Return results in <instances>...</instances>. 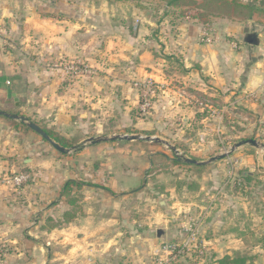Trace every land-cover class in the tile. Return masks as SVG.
I'll use <instances>...</instances> for the list:
<instances>
[{"label": "crops", "instance_id": "1", "mask_svg": "<svg viewBox=\"0 0 264 264\" xmlns=\"http://www.w3.org/2000/svg\"><path fill=\"white\" fill-rule=\"evenodd\" d=\"M158 3L178 14L184 10L180 22L158 17L152 8ZM189 9L169 6L164 0H0V106H11L17 112L12 115L25 116L82 145L79 151L62 154L43 146L32 130L25 143L16 141L15 133L21 129L13 131L2 120L6 117L0 116L4 135L0 147V264H165L173 257L167 246L174 245L161 247L152 236V231L158 236L161 230L162 237L164 230L149 228L136 237V221L126 207L148 189V171L155 156L163 153L161 149L150 148L146 154L139 147L142 140L86 143L91 138L137 136L143 130L171 147H175L170 141L174 136L194 140L196 135L187 137L185 131L195 116L190 115L188 104L179 107L177 95L167 99L159 95L162 99L153 107L152 120L142 119L138 108L147 79L156 85L167 83L173 93V74H181V91L223 96L243 116L241 134L251 133L249 139L241 140H255L258 146L236 149L218 169L221 172L229 165L230 178L240 176L247 186L257 170L264 174V31L254 34L258 44L250 45L232 22L225 32L230 30L233 35L227 36L217 27V18L205 25ZM207 28L213 34L211 43L201 42ZM167 60L172 63L170 79L163 71L169 70ZM178 61L181 73L174 67ZM72 66L80 67L81 73H71ZM186 91L188 97L182 101H193L195 96L191 98ZM168 105L175 106L176 114L164 111ZM178 113L183 128L173 118ZM208 123L205 119L199 124L197 137L210 150L214 144ZM163 124L170 139L156 131ZM30 150L32 157L23 159L29 164L30 182L24 175L20 184L15 179L21 176L2 181L5 173L19 170L21 158ZM216 173L215 179L222 177ZM68 181L96 186L83 187V210L73 221L47 230L46 218L60 220L70 210L62 195ZM240 198L235 193L228 199L236 203ZM157 215L151 210L143 221L152 225ZM211 244L205 242L211 248L219 245L217 250L237 249Z\"/></svg>", "mask_w": 264, "mask_h": 264}, {"label": "rangeland", "instance_id": "2", "mask_svg": "<svg viewBox=\"0 0 264 264\" xmlns=\"http://www.w3.org/2000/svg\"><path fill=\"white\" fill-rule=\"evenodd\" d=\"M164 1L166 2V0ZM196 1L201 4L200 0ZM233 1L234 0H229L230 3ZM238 2L239 4L250 5L254 10L239 8L236 5H220L214 12L212 10L203 9L197 11L196 5H192L189 6V10L193 12V14L199 15L205 25L212 24L214 22L213 18H217L215 19L217 27L220 28L221 26L224 32L226 28L230 27L229 22L237 26L238 34L246 35L247 38L254 34H260V30L264 31V0H238ZM161 5L162 3H158V7ZM162 6L159 9L157 5L152 7L155 10L157 9L156 15L158 17L167 16L164 20L168 22L173 18L176 22L175 24L180 22L181 17L179 16L185 13L184 10L181 9L180 11L182 12L178 14L177 10L165 9L164 4ZM144 8L149 9L148 6H144ZM161 9H163L162 13H160ZM225 33L227 36L229 34L233 35L230 30ZM171 64V61L168 60L165 63L167 68L171 67ZM174 67L177 68L176 73H181V64L179 61L174 64ZM79 69L78 73H81L82 69L80 67ZM165 69L163 70L164 76L170 79V77H172L170 73L171 68H169L168 71ZM173 75L172 79L176 80L171 86L175 89L173 93L167 90L168 85L164 82L161 83L163 85H156L155 82L147 79L142 83L141 89L143 92L140 98L141 106L138 108L140 111H138V109L137 111L140 112L142 119L149 118L151 121L153 118L151 116L153 107L159 99H162L159 95H163V99L169 97L174 98L173 96L177 95L180 99L177 103L179 107L186 108L183 104H188L191 107V110H189L190 115L195 116V121L189 122L190 127L185 132L187 137L196 135L194 140H188L186 142L176 136L170 139V137H167L164 133V124L156 130L160 135H163L161 136L163 139H170L171 145L173 144L178 148V154L180 156L194 159L199 162H205L215 156L229 153L237 143L246 140L242 138L246 137L249 139L251 133L241 134L242 130L245 129V121L242 119L243 116L239 117L236 114L237 111H235V108L230 106L223 96L215 94L202 97L198 96L194 89H184V91H181L182 87L179 84L181 74L177 76H175V74ZM161 91H166V94ZM185 91L191 98L193 95L196 98L193 97L194 100L188 103L182 101L183 97H188ZM174 107L173 105L165 106L164 111L171 115L173 112L176 114L175 111L172 110ZM1 109L10 114L17 113L11 106H0V110ZM238 111L241 110L239 109ZM173 118L176 124H179V128H183L182 117L179 113L178 116ZM205 119L209 122L207 128L209 129L208 132L211 133V142L214 144V146H210V150L205 148L206 145L200 143V139L197 137L198 131L201 129L199 128V124L201 125V122ZM2 120L7 121V123H5L6 126L8 125L13 131L21 129L20 133H15V136H18L16 141L25 143V137L27 139V135L33 134L31 129H26L25 126L27 125L20 121H11L9 118H3ZM163 122H166L164 117ZM239 122H241L240 125L238 124ZM2 128L3 127L0 129V147L3 146L1 136L4 137L1 131ZM10 128H8V130H10ZM13 128L16 129L14 130ZM156 131L155 133H157ZM139 133L141 134L138 135H142L143 137H156L154 134H149L144 130ZM35 138L42 142L43 146L51 147L42 137L36 135ZM212 138H214V140ZM68 140L71 144L69 148L79 146L80 144V140ZM30 142L33 141L30 140ZM149 142L151 141L142 140L139 145L144 151L147 150L146 154H150V148L153 150L161 149L160 152L163 153H158L155 156L153 167L148 171L149 187L144 191V194L141 195V199L128 201L126 205V207L133 212L132 221H136V237L139 239V236L144 235L146 233L145 229L149 230V228H152L156 230V228H158L164 230V235L161 238L157 236L155 231H152L153 238L158 239V243H161V247L165 245H174L177 248V251L172 255L173 257L169 258V261L165 264H218V260L221 257H226L227 253H230V257L232 258L245 257L250 259L248 264H250L251 260L254 264H264V179H259V177L264 174H259L257 170L255 173L256 176L251 182L252 184L247 186L245 185L246 183L240 181V176L234 177V180L230 178L229 172L227 173L229 165L228 167L226 165V170L222 169L221 172L218 169L219 164H223L220 162L230 160V158L234 156L233 154L236 150L226 158L221 159L222 161L202 167L187 164L184 160H178L177 154L164 144L159 145L155 142L149 144ZM193 143L195 144L194 146H192ZM31 153L32 151L30 150V153H26V156L21 158L19 170L5 173L1 180L3 181L4 179H11L15 176L24 175L28 178V184L31 180V173L26 168L27 165H29L28 162L24 163L23 159L29 160V158L32 157ZM1 157L2 156H0V158ZM213 173L219 174V176L222 173V177L215 179ZM22 185L20 187H22ZM82 189L75 190L73 194V198L77 202H80L79 212L83 210L81 204L84 200V196L81 192ZM235 193L239 194L241 198L238 199L239 201L236 203H230L228 198ZM151 210L157 212L158 215L153 220L154 223L152 225L149 223L147 225L143 219L149 217L148 213ZM219 210H221V214H214L219 212ZM63 224L62 218L60 220H54L48 217L45 220V226L60 227ZM141 224L143 227L139 226ZM216 239L217 242H215ZM232 240H240V242L239 244H232L230 243ZM206 241L212 243L210 246H213V243L221 244L220 246L223 247L230 244L231 247L233 245L237 249L217 250L215 248H218L219 245L213 246V248L207 247L205 245ZM136 245H139V242ZM4 253L5 251H3L1 255ZM154 255L155 257L158 256L157 254Z\"/></svg>", "mask_w": 264, "mask_h": 264}, {"label": "trees", "instance_id": "3", "mask_svg": "<svg viewBox=\"0 0 264 264\" xmlns=\"http://www.w3.org/2000/svg\"><path fill=\"white\" fill-rule=\"evenodd\" d=\"M200 1H201V4L200 2H197L196 0H166V3L169 6L188 7V8L189 6L196 5L197 11L200 9H203V10H212L214 12V10H216L217 7H219L220 5H227V6L236 5L239 8H247V9L249 8L251 10H254V8L251 7L250 5L248 6V5L239 4L238 0H234L232 3H230L229 0H200ZM194 16L195 18H198L202 21L199 15H194ZM196 94L202 97L206 96L205 94H202L199 92H196ZM25 128L30 130V128H28L27 126H25ZM44 130L49 134V136H51V138H53L61 146L65 148H69L71 146L70 141L68 139L57 135L51 130H48V129H44ZM81 149H82V145H80L76 151H79ZM246 179L250 180V174H247ZM83 186H96V185L90 182H78V181H68L64 185L62 189V195L65 197V199H67L66 201L70 206V210L64 213L63 223H69L73 221L79 215L80 213L79 203L80 202H77L73 198L74 197L73 194L75 193V190H80L82 189ZM52 228L53 227H50V226L46 227L47 230L52 229ZM249 260L250 259L245 258V257L232 258L230 256H226L222 259H219L218 264H248ZM250 264H254L252 260Z\"/></svg>", "mask_w": 264, "mask_h": 264}, {"label": "water", "instance_id": "4", "mask_svg": "<svg viewBox=\"0 0 264 264\" xmlns=\"http://www.w3.org/2000/svg\"><path fill=\"white\" fill-rule=\"evenodd\" d=\"M247 42L249 44H252V45L253 44H258L257 36L251 35L250 37H248ZM0 116L9 118L11 120L20 121V122L26 124L32 131L36 132L45 141H47L53 148H55L58 152H60L62 154H67V153H70L72 151H75L79 147V146H75V147H73L71 149H68V148H65V147L61 146L53 138H51V136H49V134L43 128H41L36 123L30 121L25 116L12 115V114H9V113L4 112V111H0ZM115 140H125V141L147 140V141H151V142L163 143V144H166L168 147H170L173 150V152H175L177 154L178 160H180V161L184 160V162H186L187 164L199 165V166L207 165V164H210L212 162L224 159L228 155L233 153L236 149H238V148H240V147H242L244 145L251 144V145L256 146V147L258 146V144H257V142L255 140L242 141V142L236 144L232 148V150L229 153H227V154L215 156V157L211 158V160H209L208 162H199V161L194 160V159H189V158H185V157L180 156L178 154L177 149L175 147H171L167 142L162 141L159 138L142 137L140 135H137V136H127V135L121 136L120 135V136H114L113 138H107V137H105V138H91V139L87 140L86 143L97 144V143H102V142H106V141H115ZM162 234H163V231L159 230L158 231V237H161Z\"/></svg>", "mask_w": 264, "mask_h": 264}, {"label": "built area", "instance_id": "5", "mask_svg": "<svg viewBox=\"0 0 264 264\" xmlns=\"http://www.w3.org/2000/svg\"><path fill=\"white\" fill-rule=\"evenodd\" d=\"M206 32H203L201 35V42L203 43H211L213 39V34L210 32V29L207 28L205 30ZM78 67L72 66L71 69L69 70L71 73H78ZM80 70V69H79ZM25 180L24 176L18 177L15 179V182L17 184L22 183ZM167 249H170L171 255H174V253L177 251L176 246H167Z\"/></svg>", "mask_w": 264, "mask_h": 264}]
</instances>
